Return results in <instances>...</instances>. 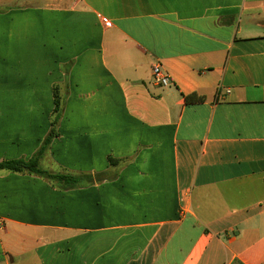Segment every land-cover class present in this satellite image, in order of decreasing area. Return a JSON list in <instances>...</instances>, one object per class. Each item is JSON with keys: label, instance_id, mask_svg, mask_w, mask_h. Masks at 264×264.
<instances>
[{"label": "crops", "instance_id": "obj_1", "mask_svg": "<svg viewBox=\"0 0 264 264\" xmlns=\"http://www.w3.org/2000/svg\"><path fill=\"white\" fill-rule=\"evenodd\" d=\"M0 8V162L38 150L66 82L41 165L104 174L1 171L0 264H264V0Z\"/></svg>", "mask_w": 264, "mask_h": 264}, {"label": "trees", "instance_id": "obj_2", "mask_svg": "<svg viewBox=\"0 0 264 264\" xmlns=\"http://www.w3.org/2000/svg\"><path fill=\"white\" fill-rule=\"evenodd\" d=\"M64 89L60 91L57 88L53 89V113L50 120V129L48 134L43 139L38 150L29 159H15L6 160L0 162V172H11L17 174H26L41 178L59 190H71L79 187H86L96 182L104 180V174H95L94 176H74L65 172H53L45 169L41 165V160L53 139H55L57 134L58 123L61 119L63 107L66 99L67 84L65 82ZM186 103H201L204 101L203 96H197L196 94H190L188 96H183ZM119 161L109 159V163L115 166ZM111 178H114L111 177Z\"/></svg>", "mask_w": 264, "mask_h": 264}, {"label": "built area", "instance_id": "obj_3", "mask_svg": "<svg viewBox=\"0 0 264 264\" xmlns=\"http://www.w3.org/2000/svg\"><path fill=\"white\" fill-rule=\"evenodd\" d=\"M151 71H152L153 80L156 85L160 87H167L171 85L170 77L161 70L160 65L158 64L153 65ZM0 227H1V222H0Z\"/></svg>", "mask_w": 264, "mask_h": 264}, {"label": "rangeland", "instance_id": "obj_4", "mask_svg": "<svg viewBox=\"0 0 264 264\" xmlns=\"http://www.w3.org/2000/svg\"><path fill=\"white\" fill-rule=\"evenodd\" d=\"M6 8H0V13H4V10H5ZM43 167V166H42Z\"/></svg>", "mask_w": 264, "mask_h": 264}]
</instances>
